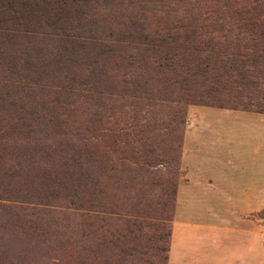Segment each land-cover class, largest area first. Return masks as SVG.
Wrapping results in <instances>:
<instances>
[{
	"label": "rangeland",
	"instance_id": "rangeland-1",
	"mask_svg": "<svg viewBox=\"0 0 264 264\" xmlns=\"http://www.w3.org/2000/svg\"><path fill=\"white\" fill-rule=\"evenodd\" d=\"M107 1L110 4L90 9L96 21L88 25L90 31L72 27L70 34H79L73 36L78 42L52 41L37 29L27 37L0 43V264H83L78 253L81 209L77 182L73 189L66 187L73 182L62 173L61 159L50 156L48 142L58 131L52 124H66L69 131L81 136L106 121L127 129L128 138L136 137L133 127L147 126L144 138L158 156L147 155L151 163L146 167L154 172L134 181L142 188L146 206L141 211L147 216L142 218L163 225V234L167 231L163 238L150 241L157 247H141L146 242L142 239L136 245L135 258L116 264H165L174 209L182 220L203 223L211 219L212 224L225 227L242 222L250 230L258 225L260 259H264V204L250 206L253 209L239 219L242 206L236 202L248 186H259L264 193V96H255L254 90L261 93L259 88L240 85L237 78L224 82L218 67L231 60L235 65L231 76L248 74L251 77L244 79L248 83L255 75L264 76V55L248 48L250 40H240L235 30H212L196 21L192 27L196 36L192 37L188 23L177 20L167 23L170 30L160 25L150 28L163 37L166 57L160 58V64L167 65L158 66L149 55L143 68L130 74L114 70L112 62L106 69V58L97 52L107 47L104 44L123 24L140 14L160 15L164 10L181 12L184 7L209 5V0ZM249 2L238 0V5L248 6ZM45 10V6L39 8L38 13L44 15ZM75 20L69 14L61 23ZM163 32L169 34L163 36ZM190 73L196 75L190 78ZM100 74L115 85L98 81ZM184 76L185 81L179 80ZM139 78L147 89L133 92L129 83H123L136 85ZM260 88L264 90V84ZM195 122L192 132L196 139L190 148L188 133ZM26 137H30L29 143ZM205 182L210 186H203ZM90 191L95 194L97 186ZM108 193L115 211L128 216L130 202H134L132 192L119 188ZM92 208V213H98ZM232 234L214 230L216 243L212 244L226 241ZM91 249L94 252V245ZM107 259L113 264L112 257ZM97 263L95 254L89 264Z\"/></svg>",
	"mask_w": 264,
	"mask_h": 264
},
{
	"label": "trees",
	"instance_id": "trees-1",
	"mask_svg": "<svg viewBox=\"0 0 264 264\" xmlns=\"http://www.w3.org/2000/svg\"><path fill=\"white\" fill-rule=\"evenodd\" d=\"M97 4L108 5L110 2L107 0H0V43L9 39L27 37L31 31L36 32L37 29H40L39 33L49 36L52 41L54 38L57 41L62 38L68 43L74 40L78 42L73 36L80 37L77 36L79 34H70V31H74L72 27L90 31L88 25L96 24L90 9ZM44 6L46 10L44 15H41L38 10L43 9ZM69 14H74L76 20L67 25L64 22L61 23ZM52 18H54L53 22H51ZM177 20L188 23L192 37L196 36L195 29H192L196 21L204 23L212 30L227 29L229 32L235 30L237 38L250 40L248 48L259 49L264 55V0H250L248 6H239L238 0H209V5L184 7L181 12L171 9L164 10L160 15L140 14L123 24L119 31L113 32L115 36L109 38V42L104 44L107 47L97 52V56L104 55L106 69L108 62H112L114 70L120 68L125 70L126 74H130V71L135 68L141 70L143 62L149 55H152L158 66L164 67L167 63L160 64V58L166 57V50L162 49L163 37L150 32V28L151 25H160L170 30L167 23L177 22ZM72 22L76 25L73 26ZM167 34L169 32H163V36ZM66 47L64 46V49ZM212 55L209 54V57ZM212 65L209 68L215 66L214 63ZM195 66L200 65L195 64ZM234 66L231 60L219 63L218 67L223 70L220 79L228 82L237 78L240 85H252L259 88L261 93L258 94L257 90H254V95L263 97L264 90L260 88V85L264 84V76L255 75L247 83L244 79L251 77L248 74L235 72V77L231 76L230 69ZM207 69L206 67L205 70ZM114 75L118 80L117 75ZM195 75L190 73L189 77ZM139 77L141 78V73ZM100 78L98 81L103 79L106 86L115 85L112 80L106 81L107 76L103 77L100 74ZM179 80L185 81V76ZM126 82L132 86L133 92L146 88L143 86L145 84L143 79H140L136 85L130 81H123V83ZM185 95L190 94L185 93ZM52 125L58 131L54 137L49 138L50 156L56 155L64 164L62 173L67 176V181L73 182L70 186H66L68 189H73L77 182L78 208L81 209L78 213L80 237L78 253L82 263L89 264L90 257L95 254L100 262L97 264H108L109 257H112L113 264L131 260L132 257L135 258L134 252L138 249L136 245H139L142 239L146 242L141 243V247H157L150 241L163 238L167 231L163 234V225L158 224L157 221L150 222L142 218L147 216V213L141 211L146 206L142 203V188L136 186L134 181L138 177L141 179L154 172L146 167L151 163L147 155L149 154L150 158L158 156L157 149L147 143L144 138L147 129L145 123L133 127L135 138H128L127 129L118 128L109 121L99 126L94 132L81 136L69 131L66 124ZM47 137L45 138L48 139ZM25 142L29 143L30 137H26ZM126 165L134 167L129 168ZM57 186L60 184L58 183ZM95 186H97V192L92 194L90 188ZM119 188L122 191H131L134 198V202H130L128 209L130 213L126 217L115 211L116 204L107 195L108 191H116ZM2 189L9 190L7 187ZM163 195L168 197L166 192H163ZM94 206L98 213H92ZM93 245L94 252L91 249ZM167 249L168 247L165 250V264Z\"/></svg>",
	"mask_w": 264,
	"mask_h": 264
},
{
	"label": "crops",
	"instance_id": "crops-1",
	"mask_svg": "<svg viewBox=\"0 0 264 264\" xmlns=\"http://www.w3.org/2000/svg\"><path fill=\"white\" fill-rule=\"evenodd\" d=\"M195 125L196 122L188 133L189 137H192L190 148L191 143L196 139L192 132ZM190 148L189 150H191ZM183 154L182 152L181 159ZM188 180L187 177L186 183H188ZM206 180L208 181V179ZM203 186L209 187L210 184L205 182ZM254 187V185L248 186L244 189L245 191L242 193L240 200H236L242 206L237 213L239 219H242L245 213L253 209L250 206L256 205L258 207L260 204H264V193H260L259 186ZM207 220L209 221L200 223L199 219L194 221L178 219L174 209L166 264H264V259H260L261 247L258 225H256L255 230L253 228L250 230L242 222L237 225L234 224L233 227H225L219 226L221 224H212L211 219ZM178 225H181L182 228H177ZM220 229L233 234L228 236L226 241L221 239L222 242L212 244L216 243L214 230L218 231ZM216 236L221 235L217 233ZM199 240L201 241L200 244H198Z\"/></svg>",
	"mask_w": 264,
	"mask_h": 264
}]
</instances>
